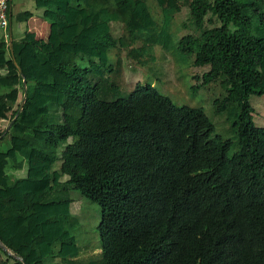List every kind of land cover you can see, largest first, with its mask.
Wrapping results in <instances>:
<instances>
[{
    "label": "trees",
    "instance_id": "trees-1",
    "mask_svg": "<svg viewBox=\"0 0 264 264\" xmlns=\"http://www.w3.org/2000/svg\"><path fill=\"white\" fill-rule=\"evenodd\" d=\"M154 1L159 16L147 0L16 2L23 33L6 45L2 30L0 112L13 109L24 144L0 151V264H264V127L249 101L264 96V0H182L180 36V0ZM36 17L58 29L45 50ZM156 47L207 67L193 92L220 83L210 116L150 83L125 89V60L148 65ZM9 166L25 175L10 181ZM74 189L100 207L98 246L80 244Z\"/></svg>",
    "mask_w": 264,
    "mask_h": 264
},
{
    "label": "rangeland",
    "instance_id": "rangeland-1",
    "mask_svg": "<svg viewBox=\"0 0 264 264\" xmlns=\"http://www.w3.org/2000/svg\"><path fill=\"white\" fill-rule=\"evenodd\" d=\"M18 0H13L12 6V16H11V28L14 36H19L23 33L22 25L15 21L14 17L17 13L18 6L16 4ZM22 3V7L24 9L33 7L32 0H20ZM148 5L151 7L155 4L154 0H147ZM181 10L179 13L175 15L174 23L176 28V33L180 36L182 33H185L187 29L182 26L183 23L187 22L189 12L188 8L183 4V1L180 0ZM153 6V12L156 16H159L158 9ZM36 19H34V22ZM237 22H232L231 27H235ZM29 26V22L27 24ZM56 31V30H55ZM115 35L120 31L118 28H114ZM56 32L51 36L53 42L58 40V36ZM2 37V29L0 28V38ZM57 38V40H56ZM37 41V38H36ZM38 42L39 37H38ZM37 42V43H38ZM52 42V43H53ZM51 43V42H50ZM51 43V44H52ZM41 45V44H40ZM30 46V45H27ZM37 46V44H36ZM38 47V46H37ZM39 48V47H38ZM29 49L32 51V47ZM25 52L22 51L23 55ZM111 53V52H110ZM29 54L26 53V60L24 63V57L21 58V67L20 70L22 72V77H30V72L24 68L25 66L29 67L30 58ZM155 60L153 62H149L148 65L140 66L138 64H131L127 59L125 60L126 66L123 68V84L125 89H131L136 83H150L152 86L156 87L162 94L167 95L171 98V100L177 105H189V106H204L205 112L210 116V111L206 110L208 107L209 95L211 94V88L215 87L217 94L222 93L223 89L220 86V83L209 84L208 86H204L198 89L196 92L192 91L193 85L199 82L197 79L207 67H197L193 65L194 56L190 55L188 57V63L185 68H179L178 65L174 63L170 55L164 54L158 47L153 54ZM9 69H13L15 65L8 61L6 63ZM158 77L159 79H157ZM26 86V85H25ZM30 83H28V87ZM250 105L252 109V117L255 124L258 127H264V96L263 95H253L250 98ZM13 115V109L3 108L0 112V132H3L4 129L8 126L9 121L11 120ZM216 126V133H227L226 130L223 129V132H220L217 127V123L213 122ZM228 127V126H227ZM10 129V128H9ZM7 130V134L4 136H0V151H7L14 144H24V140L22 135L15 132L14 130ZM37 137L41 138L46 133L38 132L35 133ZM61 147V146H60ZM20 158V157H18ZM8 177L9 180H13L14 178L23 177L25 175L24 170H16L9 166L8 168ZM71 196L73 198V202L71 205V211L77 218L79 223V227L76 229L77 232H81L83 235L81 237V245L88 246L86 243L93 242L96 246H98V231L97 225L100 220V207L97 203L89 200L85 196H83L78 190H71ZM89 247L86 252L90 251ZM100 249H94V253H99ZM57 260V259H55Z\"/></svg>",
    "mask_w": 264,
    "mask_h": 264
},
{
    "label": "crops",
    "instance_id": "crops-1",
    "mask_svg": "<svg viewBox=\"0 0 264 264\" xmlns=\"http://www.w3.org/2000/svg\"><path fill=\"white\" fill-rule=\"evenodd\" d=\"M34 19L35 18L29 20V25H30L29 28H31V30H34L36 33V38H37L36 44H37V46L40 49H44V50L47 49L48 47L54 46L59 40V39L57 40V38H56L57 41L53 42L52 41L53 39H51V36L54 35V32H56V34H57L58 29L56 28V26L54 24H51V23L44 21L41 18L36 19L35 22H34ZM38 37H39V41H41V43L38 42ZM50 42L51 43L53 42V43L51 44ZM27 45L23 50L25 53L23 55L21 54V57H24V63L26 60V53L29 54V56H28L29 58L33 55V49L31 51L29 49L30 46H27ZM21 63H23V61H21ZM24 68L30 72V65L28 67V66H25V64H24Z\"/></svg>",
    "mask_w": 264,
    "mask_h": 264
},
{
    "label": "built area",
    "instance_id": "built-area-1",
    "mask_svg": "<svg viewBox=\"0 0 264 264\" xmlns=\"http://www.w3.org/2000/svg\"><path fill=\"white\" fill-rule=\"evenodd\" d=\"M8 4V0H0V28L3 30L6 45H10L12 40L10 28L11 12Z\"/></svg>",
    "mask_w": 264,
    "mask_h": 264
},
{
    "label": "water",
    "instance_id": "water-1",
    "mask_svg": "<svg viewBox=\"0 0 264 264\" xmlns=\"http://www.w3.org/2000/svg\"><path fill=\"white\" fill-rule=\"evenodd\" d=\"M25 97H26V91L24 90L23 97H22L21 102H20V106H21L22 103L24 102ZM14 118H15V117H14ZM14 118L9 122V124H8V126L5 128V130H8V129H9V127L12 125V122H13ZM3 248L5 249L4 246H3Z\"/></svg>",
    "mask_w": 264,
    "mask_h": 264
},
{
    "label": "clouds",
    "instance_id": "clouds-1",
    "mask_svg": "<svg viewBox=\"0 0 264 264\" xmlns=\"http://www.w3.org/2000/svg\"><path fill=\"white\" fill-rule=\"evenodd\" d=\"M10 28H11V18H10ZM11 34H12V28H11ZM11 41H12V40H11ZM10 45H11V43H10ZM20 72H21V71H20ZM21 73H22V72H21ZM14 117H15V116H14ZM14 117H13V118H14ZM13 118H12V119H13ZM12 119H11V120H12ZM11 120H10V121H11ZM10 121H9V122H10ZM9 128H10V127H9ZM9 130H10V129H9ZM6 131H7V130L4 129V133H5Z\"/></svg>",
    "mask_w": 264,
    "mask_h": 264
}]
</instances>
